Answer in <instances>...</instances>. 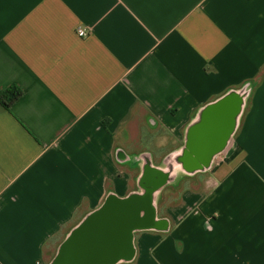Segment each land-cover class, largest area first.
I'll list each match as a JSON object with an SVG mask.
<instances>
[{"label": "crops", "instance_id": "1", "mask_svg": "<svg viewBox=\"0 0 264 264\" xmlns=\"http://www.w3.org/2000/svg\"><path fill=\"white\" fill-rule=\"evenodd\" d=\"M11 85L0 264H51L108 197L152 188L153 225L115 264H264V0H0ZM229 95L231 130L187 169L190 131Z\"/></svg>", "mask_w": 264, "mask_h": 264}, {"label": "water", "instance_id": "2", "mask_svg": "<svg viewBox=\"0 0 264 264\" xmlns=\"http://www.w3.org/2000/svg\"><path fill=\"white\" fill-rule=\"evenodd\" d=\"M238 103L236 97L229 95L207 109L206 125L190 131L188 149L182 157L187 169L206 165L210 155L222 145L231 130ZM157 173L159 182L154 187L166 177ZM153 189L142 195L108 197L72 231L51 264H115L129 259L133 253V231L153 225Z\"/></svg>", "mask_w": 264, "mask_h": 264}, {"label": "trees", "instance_id": "3", "mask_svg": "<svg viewBox=\"0 0 264 264\" xmlns=\"http://www.w3.org/2000/svg\"><path fill=\"white\" fill-rule=\"evenodd\" d=\"M22 90L16 85H11L0 92V105L6 110H10L12 104L20 98Z\"/></svg>", "mask_w": 264, "mask_h": 264}, {"label": "built area", "instance_id": "4", "mask_svg": "<svg viewBox=\"0 0 264 264\" xmlns=\"http://www.w3.org/2000/svg\"><path fill=\"white\" fill-rule=\"evenodd\" d=\"M76 34L80 37H84L88 34V32L82 27H76Z\"/></svg>", "mask_w": 264, "mask_h": 264}, {"label": "flooded vegetation", "instance_id": "5", "mask_svg": "<svg viewBox=\"0 0 264 264\" xmlns=\"http://www.w3.org/2000/svg\"><path fill=\"white\" fill-rule=\"evenodd\" d=\"M153 181H154V180H151V181H150L149 179H148V180L145 179L144 185H145L146 187H149L150 185H152V183H154Z\"/></svg>", "mask_w": 264, "mask_h": 264}, {"label": "rangeland", "instance_id": "6", "mask_svg": "<svg viewBox=\"0 0 264 264\" xmlns=\"http://www.w3.org/2000/svg\"><path fill=\"white\" fill-rule=\"evenodd\" d=\"M168 143V142H167ZM169 144V143H168Z\"/></svg>", "mask_w": 264, "mask_h": 264}]
</instances>
